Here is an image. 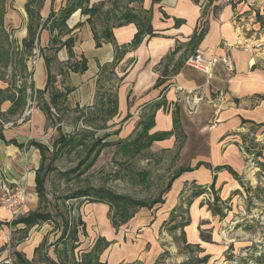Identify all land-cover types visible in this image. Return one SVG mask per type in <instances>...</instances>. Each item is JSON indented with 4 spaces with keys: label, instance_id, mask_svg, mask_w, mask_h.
Returning <instances> with one entry per match:
<instances>
[{
    "label": "crops",
    "instance_id": "0c3cea01",
    "mask_svg": "<svg viewBox=\"0 0 264 264\" xmlns=\"http://www.w3.org/2000/svg\"><path fill=\"white\" fill-rule=\"evenodd\" d=\"M70 1L13 2L24 15L25 24L18 32L20 48L8 49L12 64L7 88L25 84L26 92L22 112L7 117L6 122L0 120V171L5 180L26 190V202L16 210L0 207V255L6 240L12 237L10 264L15 262L14 253L30 264H64L55 246V258L44 256L43 246L57 240L65 247L69 237L76 246L81 235L89 240L86 258L91 253L92 210L104 228L100 237L108 244L99 262L154 264L163 252L160 229L185 188H206L226 199L254 175L249 172V156L245 153L250 146L257 148V160L264 164V1L255 6L252 1L240 0L228 5L221 0H86L66 20L65 32L58 34L51 24ZM259 6L262 17L255 21L251 8ZM27 7L35 13L36 20L30 19ZM92 8L99 11L91 16ZM128 11L148 18L137 43L136 23L112 27L116 17ZM17 16L12 11L7 20L15 26ZM106 29L108 39L102 37ZM32 31L33 49L27 54L24 42ZM69 39L72 43L67 47ZM36 50L37 62L29 74L30 82L23 80L17 86V66L23 65L20 76L27 73L25 60ZM197 53L207 59L230 55L234 73L229 76L217 62L212 78L207 80L187 64ZM191 94L202 99L192 113L187 102ZM4 103L6 112L11 103ZM82 121L85 131L71 132L70 126ZM96 122H101L104 136L94 134L95 138H104V142L117 138L118 143L133 140L143 125L150 124L146 137L158 139L148 149L175 152L179 158L161 203L151 209H137L118 229L111 224L108 205H92L90 198L79 196L90 188L62 198L86 200L87 205H75L72 210L63 202V211L57 205L61 198L51 200L46 190L60 157L85 150L75 167L61 173L62 177L73 175L79 179L94 166L91 167V123ZM53 131L56 138L50 142ZM202 200V196L193 199L188 210L190 223L184 232L187 243L207 251L208 244L200 239L199 224L217 216ZM51 207L54 212L49 210ZM35 213L49 219L29 229L15 223ZM75 250L70 248L69 254L74 255Z\"/></svg>",
    "mask_w": 264,
    "mask_h": 264
},
{
    "label": "rangeland",
    "instance_id": "374dc122",
    "mask_svg": "<svg viewBox=\"0 0 264 264\" xmlns=\"http://www.w3.org/2000/svg\"><path fill=\"white\" fill-rule=\"evenodd\" d=\"M240 1H252L257 6L256 4H262L264 0ZM13 2L14 0H0V42L5 49L20 48L18 32L25 24L24 15L16 10ZM251 9H254L255 21L262 17L260 6L257 9ZM12 11L18 15L19 21L15 26L7 20V16ZM34 54L25 60V65L29 70L27 73L20 76V69L23 65L21 63L17 66L15 78L17 86H20L23 80L27 83L30 82L31 76L29 74L33 72L37 62V50ZM52 71L56 72L54 68ZM10 78L11 65L4 66V63L0 64V88L6 89ZM2 97L0 95V99ZM6 104L3 102L0 105V111L3 112ZM83 127H85L84 121L70 126L73 133L84 130ZM102 129L101 122L91 123V133H94L95 137L104 136V130ZM87 131L89 132V130ZM52 134L53 138L50 139L51 141L49 140L50 142L56 138L55 131ZM107 141H110L113 145L103 149L91 170L79 179H74L73 175L62 177L61 173L75 167L77 161L84 156V149L72 155L62 156L55 162L54 167L57 171L49 176L46 186L47 194L51 196V200L53 198L55 200L61 198L57 200H62V198L72 196L74 192L83 188H90L91 190L104 189L119 196L140 200L147 205H151L154 200H161L171 180L175 166H177L179 159L177 154H174L175 152H159L153 149L143 150L139 154H135L134 150H129L126 153L119 149L120 143H118L117 138L108 139ZM87 143H90V140ZM256 149L255 146H250V151L245 152L249 156V158H246L247 162L249 161L247 163L250 169L249 172L250 174L254 172V175L250 176L249 179L247 177L249 181L241 182L240 191L233 192L226 199H220L216 192L206 188L205 193L199 195L203 197L201 203L208 206L213 215L217 216L212 220H203L199 224V234L202 233V236L208 240L206 241L200 236L203 244H208L207 251L196 244L191 245L197 247V249L187 250L179 238L180 232L172 229L175 224L189 217L188 214H182L178 206L182 205L188 198H193V191L188 193L191 189L197 188L193 186L190 189L185 188L187 190L182 192L178 205L160 229L159 239L163 247L161 255H165L160 261L159 258L156 259V264H194L193 261L203 258L209 259L207 264H259L254 258L264 250V164L257 160ZM215 197L219 200L218 203H215ZM72 200L63 199L61 203L57 204L59 211H63L65 208L63 202H67L72 210L77 205V207L83 204L87 205L84 203L86 200L77 202ZM72 203L74 206L71 205ZM91 204L104 203L91 201ZM49 210L54 212L53 207ZM73 213L75 214V211ZM54 218L56 222L60 221L59 218ZM48 224L50 225V223ZM50 227L53 228V225H50ZM103 229V225L97 220L96 212L91 210V263L89 264H103L99 262V257L108 245L103 241V237H100V234L104 235ZM86 238L87 236L83 238L80 235L81 242L77 243L76 246H74V242L71 243L70 237L66 239L65 247L64 243H59L57 240L54 243L47 242V245L45 244L42 249L44 250V256L48 255L50 258H55L52 254L53 246H55L64 264H86L84 254L89 249V240ZM11 241L12 237L6 240V248L0 255V262L8 260L10 257V260L13 261L12 249L10 248ZM72 247L76 248L74 255L73 252L71 255L69 254ZM40 264L50 263L41 262ZM260 264H264V262Z\"/></svg>",
    "mask_w": 264,
    "mask_h": 264
},
{
    "label": "trees",
    "instance_id": "16d2710c",
    "mask_svg": "<svg viewBox=\"0 0 264 264\" xmlns=\"http://www.w3.org/2000/svg\"><path fill=\"white\" fill-rule=\"evenodd\" d=\"M134 1V0H133ZM86 3V0H71L68 3V6L62 11L60 17L57 20H54L51 24L52 29H57L58 34H61L62 32H65L66 26L65 22L69 18V16L75 11L77 7H80ZM27 11L29 14V17L31 20H36V15L34 12L30 11L27 7ZM99 11L98 8H92L90 10L91 16L94 14H97ZM84 12V10H82ZM86 12V11H85ZM49 18H54V15L51 14ZM148 18L145 16H136L132 12L128 11L125 13H122L118 18L116 17L115 22L113 23L112 27H120L128 23H136L138 27V33L135 36L134 43H137L139 40V35L142 31V28L147 24ZM109 31L106 29L103 32V38L109 37ZM33 31L30 33V37L27 41L24 42V51L27 54H30L33 49ZM99 36L95 33V39L99 40ZM72 41L69 39L66 41V46L70 47ZM99 44H97L98 46ZM10 51L8 49H5L1 42H0V64L4 63V66H7L9 64H12V59L10 58ZM25 84L23 87L17 88L15 84H13L11 87L7 88L6 90H0V95L3 96L0 99V105L5 101H10L11 106L6 112L0 111V117L3 119L4 122L7 121V117L15 116L20 114L22 112L24 105H25ZM46 113L48 114V109L45 108ZM176 125V124H175ZM150 124L143 125L142 128V134L138 135L136 138H134L131 141H127L124 143L119 144V149L121 151H125L126 153L129 152V150H134L135 154H139L141 151L146 150L150 147L152 141L157 140L158 138H148L146 137L145 133L149 129ZM91 167L95 164L97 157L99 156L100 152L106 148L111 147L113 144L109 142H104V138H95L94 133H91ZM170 184V182H169ZM169 184L166 187V190L169 188ZM39 190L41 189V183L39 182L38 185ZM206 191L205 188H196L193 190L192 197L195 198L199 195L204 194ZM41 192V191H39ZM165 192V191H164ZM80 197H88L93 202H100L108 205L110 207L111 216V224L115 229H118L121 225H124L127 223V221L134 215L135 211L140 208H152L154 205L161 203V200H154L151 205H147L145 202H142L140 200H134L129 197L125 196H119L116 195L110 191L104 190V189H96V190H85L80 192ZM188 198L186 201L183 202L182 205L178 206V209L181 211L182 214H188V210L190 205L192 204V199ZM218 199L215 197V203H218ZM215 212L217 210H214ZM49 216L42 215L39 213L31 214L28 217L21 218L15 223H22L26 226L27 229L31 228L34 224L48 220ZM190 223L189 217L173 226V230L179 231L182 244L187 250L196 248L195 246H192L191 244L187 243L184 228L187 227ZM200 236L202 239L208 241L207 239L202 236V233H200ZM165 255V254H164ZM164 255H161L159 257V261L164 258ZM15 256V262L13 264H30L23 260V258L18 253H14ZM255 257V256H254ZM257 263L264 262V250L262 253H259V255L254 258ZM85 263L89 264L91 263V253L85 258ZM208 258H203L200 260L193 261L194 264H207ZM156 264V263H155Z\"/></svg>",
    "mask_w": 264,
    "mask_h": 264
},
{
    "label": "built area",
    "instance_id": "2783aa9c",
    "mask_svg": "<svg viewBox=\"0 0 264 264\" xmlns=\"http://www.w3.org/2000/svg\"><path fill=\"white\" fill-rule=\"evenodd\" d=\"M221 3L228 5L232 3V0H221ZM244 49L246 50V48ZM217 62L222 63L226 73L229 76L234 73V63L230 55H225L222 58L207 59L197 53L188 59L187 64L188 66L203 73L207 80H210L212 78V68ZM201 100L202 99L196 94H191L190 98L187 99L188 110L190 113L195 110L196 105ZM25 202L26 190L5 180L0 171V206L9 210H16L24 206ZM5 263L10 264V260H6Z\"/></svg>",
    "mask_w": 264,
    "mask_h": 264
}]
</instances>
